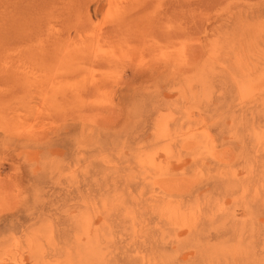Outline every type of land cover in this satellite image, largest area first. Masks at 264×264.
Segmentation results:
<instances>
[{"label": "rangeland", "instance_id": "rangeland-1", "mask_svg": "<svg viewBox=\"0 0 264 264\" xmlns=\"http://www.w3.org/2000/svg\"><path fill=\"white\" fill-rule=\"evenodd\" d=\"M0 264H264V0H0Z\"/></svg>", "mask_w": 264, "mask_h": 264}]
</instances>
